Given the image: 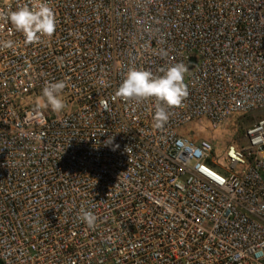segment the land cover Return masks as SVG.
<instances>
[{"label":"built area","instance_id":"2783aa9c","mask_svg":"<svg viewBox=\"0 0 264 264\" xmlns=\"http://www.w3.org/2000/svg\"><path fill=\"white\" fill-rule=\"evenodd\" d=\"M47 2L39 43L0 18V264H264V117L226 163L182 131L264 112V0ZM180 62L189 94L163 127L154 100L116 97L129 68ZM61 80L56 113L42 90Z\"/></svg>","mask_w":264,"mask_h":264},{"label":"clouds","instance_id":"9594fccd","mask_svg":"<svg viewBox=\"0 0 264 264\" xmlns=\"http://www.w3.org/2000/svg\"><path fill=\"white\" fill-rule=\"evenodd\" d=\"M0 18L9 21L17 32L23 34L25 44L39 43L42 37L50 38L56 31V15L47 0H31L30 5L9 10L7 14L0 11ZM14 46L12 40L0 41V48L12 49ZM160 71L162 75L157 76L149 70L131 67L115 93L116 97L126 102L154 100L156 127H163L169 120V109L180 106L189 94L185 83L188 66L180 62ZM66 86L63 80L47 83L42 90L45 107L56 113L62 112L67 107L62 97ZM107 143H111V139ZM78 219L88 228H94L97 217L92 211L81 208Z\"/></svg>","mask_w":264,"mask_h":264},{"label":"rangeland","instance_id":"374dc122","mask_svg":"<svg viewBox=\"0 0 264 264\" xmlns=\"http://www.w3.org/2000/svg\"><path fill=\"white\" fill-rule=\"evenodd\" d=\"M264 117L263 111H256L249 114H238L231 116L220 127L214 129L206 120L184 126L182 131L190 132V137L196 141L203 139L213 143L217 159L226 163V150L229 146H239L247 143L246 132L255 123Z\"/></svg>","mask_w":264,"mask_h":264},{"label":"trees","instance_id":"16d2710c","mask_svg":"<svg viewBox=\"0 0 264 264\" xmlns=\"http://www.w3.org/2000/svg\"><path fill=\"white\" fill-rule=\"evenodd\" d=\"M246 144H247V143H246ZM246 144H245V145H246ZM245 145H242L241 147H243V146H245Z\"/></svg>","mask_w":264,"mask_h":264},{"label":"water","instance_id":"95a60500","mask_svg":"<svg viewBox=\"0 0 264 264\" xmlns=\"http://www.w3.org/2000/svg\"><path fill=\"white\" fill-rule=\"evenodd\" d=\"M192 67V66H191Z\"/></svg>","mask_w":264,"mask_h":264}]
</instances>
